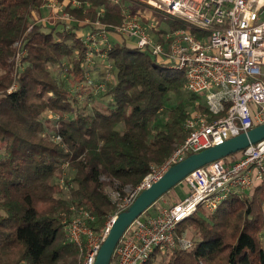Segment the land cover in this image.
<instances>
[{
	"label": "trees",
	"instance_id": "obj_1",
	"mask_svg": "<svg viewBox=\"0 0 264 264\" xmlns=\"http://www.w3.org/2000/svg\"><path fill=\"white\" fill-rule=\"evenodd\" d=\"M79 1L65 8L78 22L59 28L33 20L46 0H0V264H78L63 219L89 210L90 226L100 230L122 211L108 189L123 198L186 138L192 111H209L202 94L187 90L183 71L160 68L125 40L107 53L112 78L88 91L87 46L77 30H94L97 20L121 24L124 16L111 0ZM64 63L67 80L51 68ZM46 111L57 116L53 126ZM249 190L179 224L178 236L193 229L192 248L156 249L144 264H264V180Z\"/></svg>",
	"mask_w": 264,
	"mask_h": 264
},
{
	"label": "built area",
	"instance_id": "obj_2",
	"mask_svg": "<svg viewBox=\"0 0 264 264\" xmlns=\"http://www.w3.org/2000/svg\"><path fill=\"white\" fill-rule=\"evenodd\" d=\"M111 1L120 4L124 19L116 25L97 20L93 22L96 29L79 35L87 46L85 59H91L93 49L101 50L100 55L107 58L112 48L107 32L126 36L134 47L151 53L158 62L183 71L187 90L202 94L209 108L207 114H193L187 119L186 138L164 163L154 166L123 199L118 192L113 193L122 199L123 210L189 154L264 122V0H130L136 4V11H132L131 3ZM69 2L81 5L79 0H67L65 5L48 0L49 14L42 20L66 26L78 22L65 9ZM168 19L181 25L171 27ZM160 20H165L166 26H159ZM99 40L102 49L97 46ZM23 55L24 51H17L18 66ZM262 180L264 139L195 169L184 180L188 187L184 197L154 215L136 218L127 227L111 264H144L156 249L192 248V239L176 234L183 220L200 207L214 211L231 194L249 190ZM79 212L63 221L70 241L81 253L79 264H95L113 218L97 231L89 224L95 219L92 212Z\"/></svg>",
	"mask_w": 264,
	"mask_h": 264
},
{
	"label": "water",
	"instance_id": "obj_3",
	"mask_svg": "<svg viewBox=\"0 0 264 264\" xmlns=\"http://www.w3.org/2000/svg\"><path fill=\"white\" fill-rule=\"evenodd\" d=\"M262 139H264V122L234 135L222 143L189 154L183 160L170 166L157 181L142 190L126 209L113 217L108 235L101 245L95 264H111L116 245L127 227L177 184L184 181L189 173L214 160L243 150Z\"/></svg>",
	"mask_w": 264,
	"mask_h": 264
},
{
	"label": "rangeland",
	"instance_id": "obj_4",
	"mask_svg": "<svg viewBox=\"0 0 264 264\" xmlns=\"http://www.w3.org/2000/svg\"><path fill=\"white\" fill-rule=\"evenodd\" d=\"M58 1H59V3H63V5H65V3L67 2V0H58ZM45 12H46V9L44 7H42L39 11H34L33 12V15H34V19L33 20L36 21V22H44L42 20V18L45 15ZM158 25L161 26V27H164V26H166V21L165 20H160L158 22ZM56 26H58L59 28H63L64 24H62L61 22H58L56 24ZM89 30H90V28L79 29V30H77V33L80 35L82 33L88 32ZM106 35H107V41L111 42L112 44H113V42H116V41L125 40L126 43H129V44H131L133 46V44L130 42V39H128L126 36H123V35H114V34L109 33V32H107ZM132 41L135 42V40H132ZM98 42H99V44L97 46L102 49L103 48V45H102L101 41L99 40ZM19 46L20 45L18 44L17 45V48ZM93 53L94 54H93V56H91V59L90 60L85 59V68L87 69L86 70L87 77H88V80L92 82V84L88 85L86 89L88 91H92L94 93H98L100 91H97V90H100L101 89V87H100V89H98L99 86L103 83V81L107 78V76L108 77L110 76L109 78H112V74L110 72V67H109L110 62L107 60L106 57H102L100 55L101 54V50L100 51H95V49H93ZM149 55L152 58L154 57L151 53ZM65 64H67V63H64L61 66H53L51 68H52V71L55 73V75L58 76L59 78H64V79L68 78V79H70L69 76H68V74H67V72H66L67 65H65ZM159 66H160V68H164L165 67L167 69V64H165V63L164 64H160ZM66 82L68 83V81H66ZM83 84H84V82L79 83V85L75 87V91H78L81 86L83 88L86 87V86H83ZM101 91H103V88H102ZM96 100L98 101L97 102L98 104H102V105H104L107 102V99L106 98L105 99L104 98L102 99L100 97H96ZM192 112H193V114H207V112H200V111H192ZM43 117L44 118H48V120H50L51 126H53L52 125L53 123L55 124L56 119H57V116L53 115L50 111H46L43 114ZM70 172H71V170H68L67 169L66 173L69 174ZM61 184H62V182H61ZM186 188H188V187L186 186V184L184 183V181L180 182L179 184H177L174 187V189L176 191L182 192V195L185 193L184 196L186 195V192H185V189ZM108 190H110V192H112V194H111L112 197L111 198L113 200H115V201L118 202V206L121 209L120 203L122 202V199L123 198L122 199H120V198L117 199V195H115V194L113 195V192L114 191L112 189H108ZM125 191H127V194H128L129 191H130V189L127 188ZM252 191L251 190H248L246 192H243V193L241 192V193L242 194H245V193L246 194L247 193L249 194L250 193L249 194V196H250L252 194L251 193ZM65 192L66 191L64 189V191H63L62 194H64V196H67V194ZM167 194H169V193H166L154 205H152L148 209V211L146 212V214H150V215L156 214L160 210V208L172 204L174 199L172 197H170V196H167ZM79 211L80 210H75V212H72V214L69 215V217L66 216L65 219L70 220L72 217H76L78 214H80ZM116 214H117V212L115 214L111 215L109 217V220L106 222V224H108V222ZM65 227H66V230H67L66 224H65ZM67 233H68V231H67ZM184 236L187 237V238H190L192 240L195 239L194 231L190 227L186 229V231L184 232ZM261 239H262V242L264 243V233L261 235ZM161 256H158V259L159 260L162 258ZM80 258H81V255L79 256V259ZM72 261H73V259H70V263L60 262L59 264H71ZM78 264H79V262H78Z\"/></svg>",
	"mask_w": 264,
	"mask_h": 264
},
{
	"label": "crops",
	"instance_id": "obj_5",
	"mask_svg": "<svg viewBox=\"0 0 264 264\" xmlns=\"http://www.w3.org/2000/svg\"><path fill=\"white\" fill-rule=\"evenodd\" d=\"M47 2H48V0H46V4H47ZM46 4H44L42 7H44L45 9H46V12H45V15L43 16V18L44 17H46L48 14H49V9H48V7H47V5ZM41 7V8H42ZM48 12V13H47ZM44 14V13H43ZM42 18V19H43ZM185 192H187V188L185 189ZM169 194H167V196H170V197H172L174 200H173V202L174 201H176L177 199H179V198H182V197H184V194L182 195V192H178V191H176L174 188L172 189V190H170L169 192H168ZM166 197V196H165Z\"/></svg>",
	"mask_w": 264,
	"mask_h": 264
}]
</instances>
